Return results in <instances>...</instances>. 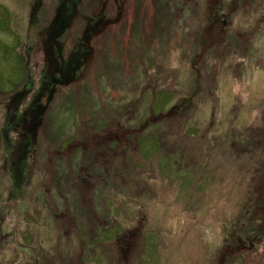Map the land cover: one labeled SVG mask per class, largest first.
<instances>
[{"label":"rangeland","instance_id":"obj_1","mask_svg":"<svg viewBox=\"0 0 264 264\" xmlns=\"http://www.w3.org/2000/svg\"><path fill=\"white\" fill-rule=\"evenodd\" d=\"M162 1L107 0L105 27V0H38L40 15L0 0V264H264V0ZM86 24L101 31L87 76L59 84L71 59H52L59 91L23 137L44 51L83 43Z\"/></svg>","mask_w":264,"mask_h":264},{"label":"trees","instance_id":"obj_2","mask_svg":"<svg viewBox=\"0 0 264 264\" xmlns=\"http://www.w3.org/2000/svg\"><path fill=\"white\" fill-rule=\"evenodd\" d=\"M35 5H39L38 0H34L31 12H32V14L38 15L41 11V8L38 6H37V8H34ZM33 10H34V13H33ZM99 19H102V16H99ZM3 23H4V20L2 18L0 21V26H2ZM63 24H65V23H63ZM93 24L87 25V27L83 30L82 37L85 39V41L83 40V43L79 42V44H77V46L71 45V43L68 45L65 44V46L63 45V47L60 45L59 49L61 50V52H60V55H57L56 51L53 49V45L56 44V38H54L51 40V42H52L51 49H46L44 51V59L46 60V64H45L46 66L43 70V73H42L43 79L41 81H43V82L46 81L47 84H45L41 88V90L46 92V93H44V95H46V97H45L46 102L45 101H44L45 103L41 102V104L38 106H36L34 104L30 105V107H31L30 112H28V114L26 113L24 116L20 117V119L22 120L23 131L25 132L24 135L26 136V138H28V136H27L28 133L26 131L29 130V127H26V125L30 126L31 123L34 121V119H36V115H37V117H40L39 116L41 114L40 112L45 108L46 103L50 104L51 99L55 98L56 94L59 91V89L57 87L55 88L54 85H52L53 75H51V73L49 71L50 65L51 64H53L54 66L57 65L55 62L52 61V59L60 57L61 60L64 61L67 58L69 60L71 58L70 61H68L66 63L63 62L64 67L62 65H58L59 67L57 70L58 73L60 74L57 82L59 84H61V83L66 84V83L72 82L73 79H72V76L70 77V74L71 73L74 74V69L80 70L82 67L87 66L92 61V59L94 58L95 47L93 45V42L97 38L96 35L101 34V31L99 30L100 25L95 26ZM107 26L108 25H105V27H107ZM7 28H9V26L3 25V30H7ZM66 41H68V40H66ZM16 44H18V41L16 42ZM118 52L123 53L122 49L118 50ZM67 53H69V56L65 57V55ZM108 53L111 54L112 50L110 51L108 49ZM63 57H64V59H63ZM119 59H120V57H114V58L110 59V61L119 60ZM22 60L25 61V59H22ZM69 68H70V70H68ZM55 73H56V71H55ZM46 74H47V76L45 77ZM26 78L28 79V75H26ZM57 82H53V83H57ZM22 92H24V90H18L17 92H14L13 95L19 96V93H22ZM42 94H43V92H42ZM27 96H28V94L24 95V98H23L24 102H25ZM16 99H17V101H21L22 98H16ZM9 106H10V104H9ZM31 131H33V132H31L30 134H31L32 138L35 139L34 134L37 131V127L32 128ZM24 144H25V142H24ZM25 145H24V151H25ZM18 146L19 145H16L14 147H18ZM22 154H23V151H22ZM20 161L22 163L23 159Z\"/></svg>","mask_w":264,"mask_h":264},{"label":"bare ground","instance_id":"obj_3","mask_svg":"<svg viewBox=\"0 0 264 264\" xmlns=\"http://www.w3.org/2000/svg\"><path fill=\"white\" fill-rule=\"evenodd\" d=\"M52 1H55V0H52ZM140 2H138L137 1V3L135 4V5H138ZM104 5H100L99 7H100V10L98 11L99 13V15H104V14H107V13H109L108 11H107V8L109 7V6H112V5H108V3H106V1L103 3ZM125 5V4H124ZM140 5V4H139ZM148 5L150 6V9H152V5H156L155 6V8L157 7V5H158V8H160L159 7V5H166V2H163L162 0H148ZM123 8V7H122ZM121 8V9H122ZM174 9H170V11H173ZM69 56V53H67L66 55H65V57H68ZM71 59V58H70ZM175 104H177V102L175 103ZM179 106H183L182 105V103H181V101H179ZM126 108V107H125ZM181 111V110H180ZM148 127V125L147 124H145L144 122L138 127V128H134V131H135V133L136 134H139L140 133V131L143 129V128H147ZM91 144H93V143H91ZM106 145H110V143L109 142H106L104 145H102V147H106ZM93 153V152H92ZM54 155V154H53ZM247 240V239H246Z\"/></svg>","mask_w":264,"mask_h":264},{"label":"flooded vegetation","instance_id":"obj_4","mask_svg":"<svg viewBox=\"0 0 264 264\" xmlns=\"http://www.w3.org/2000/svg\"><path fill=\"white\" fill-rule=\"evenodd\" d=\"M236 1V0H235ZM169 116V115H168ZM132 131V129L131 130H129V129H125L123 132H122V135H123V139H126V137L125 136H127L128 134H129V132H131ZM133 131H134V129H133ZM135 132V131H134ZM136 134V133H135ZM100 139H105V142H104V144L106 143V142H109V137H107V136H102V137H100ZM84 144V143H83ZM103 144V145H104ZM117 144H118V148L119 147H121V145H122V141H119V142H117ZM84 145H86V144H84ZM94 145H99L98 143H96V144H94ZM110 148V145H106V147H102V144H101V146L100 147H97L96 148V151H97V153H96V155H95V157L96 158H100V159H102L104 162L107 160V158H104V156H103V152L104 151H106L108 148ZM111 149V148H110ZM50 162H51V160H50Z\"/></svg>","mask_w":264,"mask_h":264}]
</instances>
